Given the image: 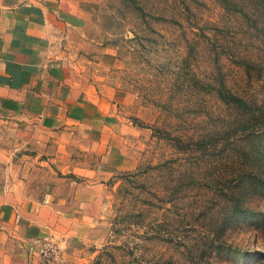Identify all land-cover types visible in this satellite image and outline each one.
Instances as JSON below:
<instances>
[{
    "label": "rangeland",
    "instance_id": "obj_1",
    "mask_svg": "<svg viewBox=\"0 0 264 264\" xmlns=\"http://www.w3.org/2000/svg\"><path fill=\"white\" fill-rule=\"evenodd\" d=\"M60 4L58 56L95 102L62 133L66 156L117 166L68 173L96 198L54 264H264V0ZM23 123L0 110L24 179Z\"/></svg>",
    "mask_w": 264,
    "mask_h": 264
},
{
    "label": "crops",
    "instance_id": "obj_2",
    "mask_svg": "<svg viewBox=\"0 0 264 264\" xmlns=\"http://www.w3.org/2000/svg\"><path fill=\"white\" fill-rule=\"evenodd\" d=\"M60 2L0 0V110L27 122L21 126L36 151L23 179L13 156L0 150V264H40L36 238L62 240L86 228L85 210L95 190L68 173L102 177L117 166L101 152L93 169L66 156L62 133L83 123L95 102L58 56Z\"/></svg>",
    "mask_w": 264,
    "mask_h": 264
},
{
    "label": "built area",
    "instance_id": "obj_3",
    "mask_svg": "<svg viewBox=\"0 0 264 264\" xmlns=\"http://www.w3.org/2000/svg\"><path fill=\"white\" fill-rule=\"evenodd\" d=\"M40 264H54L58 256L57 247L51 238H36Z\"/></svg>",
    "mask_w": 264,
    "mask_h": 264
}]
</instances>
